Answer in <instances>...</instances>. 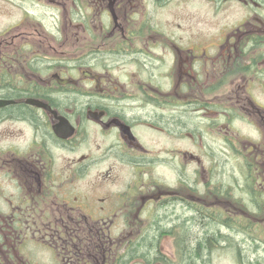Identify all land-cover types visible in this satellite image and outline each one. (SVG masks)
<instances>
[{"label":"flooded vegetation","instance_id":"flooded-vegetation-1","mask_svg":"<svg viewBox=\"0 0 264 264\" xmlns=\"http://www.w3.org/2000/svg\"><path fill=\"white\" fill-rule=\"evenodd\" d=\"M241 221L264 263V0H0V264Z\"/></svg>","mask_w":264,"mask_h":264},{"label":"trees","instance_id":"trees-1","mask_svg":"<svg viewBox=\"0 0 264 264\" xmlns=\"http://www.w3.org/2000/svg\"><path fill=\"white\" fill-rule=\"evenodd\" d=\"M191 227H193L194 231L186 232L178 240L179 251L184 250V253L179 254L178 264H208L209 252L213 249L224 248V246L232 250L234 258L237 259L240 264H264L262 259L263 253L261 252L262 243H260L257 238L251 240L252 245L249 241H245V239L241 245L239 243L236 244L232 240H225L229 239V236L225 235L223 232L215 231L212 224H207L206 226L191 225ZM234 227L236 230L244 227L245 232H249L248 225H246L244 221L236 222ZM151 231H153V229H151ZM186 236H188V239L185 241ZM236 237L237 235L235 234L234 238ZM157 240L158 238L154 246L151 247L141 244L140 249L149 251L153 249L156 250ZM153 251L150 254H153ZM148 254L147 252L142 253V255L146 256H148ZM155 255L158 258L159 253L155 252ZM250 258L252 259L251 262L248 260Z\"/></svg>","mask_w":264,"mask_h":264},{"label":"rangeland","instance_id":"rangeland-1","mask_svg":"<svg viewBox=\"0 0 264 264\" xmlns=\"http://www.w3.org/2000/svg\"><path fill=\"white\" fill-rule=\"evenodd\" d=\"M182 24H184V23L182 22ZM76 50H78L77 53L87 51V49H76ZM114 71H116V73H118L119 67L117 68V66H116ZM157 140L158 139H156L155 143H154V151H156V150L158 151V150L162 149L163 146L166 145V142L163 139H162V141H157ZM182 144H185V143L182 142ZM173 146H180V144L173 142ZM188 147H191L190 142H188ZM160 153H161L160 156H164L162 151ZM206 164H208V163L206 162ZM173 165H175V162H173ZM191 170H192V167H191V165H189L188 166L189 174H190ZM156 172L158 173L157 176L162 179V178H167L166 175H168L169 171L167 170L166 165H159L156 168ZM223 179L226 180L227 177H223ZM232 209H235L237 211L239 210L236 208H232ZM260 231H261L260 229H257V227H255L253 234L255 236L257 235V233H258V235H259V233L262 234ZM245 233H247V232H245L244 227L241 229L238 228L236 230V235H237L236 240H235L236 244L239 243L242 245L244 239H245V241H249L247 239ZM261 238H263V235L261 236ZM177 240H176L175 234H171L167 237L160 238L159 248H161L163 254H165L167 256L166 258L168 260L167 263L161 262L162 264H176L177 261L179 260V249H178ZM209 259H211L212 264H240L239 261L234 258V254H233L232 250H230V249H220V251H215V252H213L212 255H210ZM133 264H147V262L140 261L138 263H133Z\"/></svg>","mask_w":264,"mask_h":264},{"label":"water","instance_id":"water-1","mask_svg":"<svg viewBox=\"0 0 264 264\" xmlns=\"http://www.w3.org/2000/svg\"><path fill=\"white\" fill-rule=\"evenodd\" d=\"M27 101L32 102V103H36V102H34L33 100H31V99H28Z\"/></svg>","mask_w":264,"mask_h":264}]
</instances>
